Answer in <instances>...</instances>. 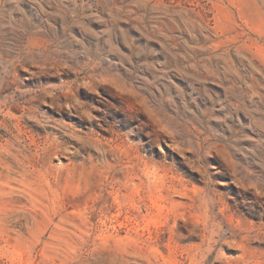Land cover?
<instances>
[{"label":"rangeland","instance_id":"1","mask_svg":"<svg viewBox=\"0 0 264 264\" xmlns=\"http://www.w3.org/2000/svg\"><path fill=\"white\" fill-rule=\"evenodd\" d=\"M0 264H264V0H0Z\"/></svg>","mask_w":264,"mask_h":264}]
</instances>
